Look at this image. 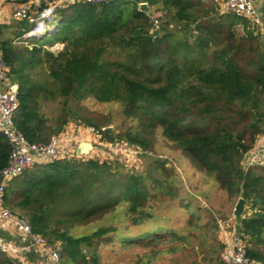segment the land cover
I'll use <instances>...</instances> for the list:
<instances>
[{
	"label": "trees",
	"instance_id": "1",
	"mask_svg": "<svg viewBox=\"0 0 264 264\" xmlns=\"http://www.w3.org/2000/svg\"><path fill=\"white\" fill-rule=\"evenodd\" d=\"M160 1L168 16L161 18L153 36L151 14L139 3ZM194 7L193 0L74 2L57 8L58 24L51 34L63 43L61 50L43 48L46 43L36 37L29 39L31 49L0 39L9 79L18 85V130L29 141L46 142L69 118H78L69 101L88 96L121 101L124 113L138 119V127L119 139L149 151L160 128L197 168L211 172L220 187L245 201L263 202L264 166L243 170L241 159L264 136V48L247 19L222 13L217 20L202 22ZM170 23L180 25L182 35L169 29ZM238 25L248 29L245 35L235 33ZM109 49L118 51L119 58L105 59ZM43 61L48 79L40 81L31 73ZM57 97L63 99L62 109L51 124L40 112V100ZM84 121L97 126L91 118ZM108 139L114 140L111 135ZM10 149L0 134V169ZM153 183L161 186L158 180ZM149 195L143 178L122 175L107 161L62 158L13 179L5 202L27 218L32 231L50 243L59 241L60 257L85 264L81 245L91 247L110 228L72 235V224L98 219L122 200L136 212ZM240 225L242 234L262 241L264 216L242 218ZM247 254L264 264L261 251L247 247ZM90 259L96 262V255ZM0 264L22 263L0 251Z\"/></svg>",
	"mask_w": 264,
	"mask_h": 264
},
{
	"label": "rangeland",
	"instance_id": "2",
	"mask_svg": "<svg viewBox=\"0 0 264 264\" xmlns=\"http://www.w3.org/2000/svg\"><path fill=\"white\" fill-rule=\"evenodd\" d=\"M193 1L195 12L201 13L198 21L217 20L222 15L211 0ZM150 10L160 21L168 16L162 1L150 6ZM12 20L0 39H10L20 45V40H16L10 30L24 25L27 31L30 25ZM168 28L179 30L178 34L182 35L180 25L170 23ZM247 30L242 25L234 28L239 36L245 35ZM51 33L40 38V42L50 44L58 40ZM260 41L264 48V42ZM116 58H119L118 51L107 50L105 59ZM47 73L48 64L43 61L31 74L34 79L45 81ZM62 102L60 97L40 100V112L51 124L60 113ZM69 105L78 118H69L66 124H84V118H91L97 126L111 125V136L118 142L125 132L138 127V119L124 113L121 101L100 102L88 96L77 103L69 101ZM138 152L117 149L116 154L111 153L110 163L111 168L122 175L144 179L150 194L145 205L132 212L130 203L122 200L102 217L74 223L69 229L72 235H88L101 227L110 228L102 237L94 239L91 247L81 245L88 258L85 264H218L222 249L220 222L234 223L237 235L243 237L246 246L264 253V231L262 241L256 242L242 234L241 223H236L233 211L242 196L227 192L211 172L197 168L179 146L162 135L160 128L154 133L152 149ZM153 180L160 181L161 186ZM243 209L242 218L264 216V201H245ZM51 244L62 248L59 241ZM94 254L96 262L90 259ZM58 264L81 263L69 262L61 256Z\"/></svg>",
	"mask_w": 264,
	"mask_h": 264
},
{
	"label": "built area",
	"instance_id": "3",
	"mask_svg": "<svg viewBox=\"0 0 264 264\" xmlns=\"http://www.w3.org/2000/svg\"><path fill=\"white\" fill-rule=\"evenodd\" d=\"M107 1L109 0H21L12 9L11 18L30 25V29L23 32L19 42L31 49L33 43L30 42V38H41L56 29L57 8L74 2L104 3ZM213 2L221 13H231L247 19L253 33L257 36L260 35V31L264 30L262 27L263 14L258 11L256 0H213ZM151 17L150 33L155 36L160 30L161 23L158 16L151 15ZM42 47L56 52L62 49L63 43L44 44ZM8 72L9 68L0 51V85L10 80ZM10 82V85L0 87V134L6 138L11 148L6 164L0 169V221L12 232L17 233L19 240L12 243L0 235V251L22 264H34L28 262L24 257V251L27 248L25 242L28 238L29 244L39 249L50 264H58L60 260L59 248L54 247L42 234L32 231L27 218L6 204L5 193L10 182L36 165L57 159L87 160L96 158L101 162L110 163L111 153L116 154L117 149L122 151L136 149L139 152L143 150L125 140L120 142L115 139L109 140L111 125L96 126L70 122L61 131L53 133L46 142L29 141L18 130L15 123L18 89L13 90L11 86L17 83L11 80ZM82 141L90 143L92 148L88 153L78 154L76 149L79 142ZM253 166H264V136L259 137L255 145L244 152L241 159L243 170H248ZM219 227L222 249L218 264H256L247 254V246L242 240L243 237L237 235L236 225L220 222Z\"/></svg>",
	"mask_w": 264,
	"mask_h": 264
},
{
	"label": "crops",
	"instance_id": "4",
	"mask_svg": "<svg viewBox=\"0 0 264 264\" xmlns=\"http://www.w3.org/2000/svg\"><path fill=\"white\" fill-rule=\"evenodd\" d=\"M21 0H0V25L2 28V35L4 30L8 27V24L13 20L11 18V12L14 6L19 3ZM258 5V11L263 14L264 19V0H256ZM261 15V14H260ZM262 27L264 29V20L262 22ZM251 28V27H250ZM11 29V28H10ZM252 29V28H251ZM258 31V29L256 28ZM25 31L24 25L13 27V30H10V33L16 36V40H19V35L21 36ZM260 39L264 42V30L260 31ZM2 37V36H0ZM56 43V42H54ZM0 235L4 236L6 239L10 240L12 243H16L19 240V235L15 232H12L9 228L3 225L0 221ZM25 246L27 247L24 251V257L28 262L36 264H50L47 257L42 254V252L31 246L29 244L28 238L26 239ZM45 258V260H44Z\"/></svg>",
	"mask_w": 264,
	"mask_h": 264
},
{
	"label": "water",
	"instance_id": "5",
	"mask_svg": "<svg viewBox=\"0 0 264 264\" xmlns=\"http://www.w3.org/2000/svg\"><path fill=\"white\" fill-rule=\"evenodd\" d=\"M139 8L143 11H145L147 14H150L151 13V10H150V6L148 5L147 2H140L139 3ZM10 80L9 81H6L4 84H1L0 87H2L3 85H10ZM13 90H17L18 89V85L17 84H14L11 86ZM92 148V145L88 142H85V141H82V142H79L78 146H77V149H76V152L78 154H82V153H88ZM244 203H245V199L243 197H240L238 199V202L234 208V211H233V214L235 216V220H236V223L237 224H240L241 223V220H242V213H243V207H244Z\"/></svg>",
	"mask_w": 264,
	"mask_h": 264
}]
</instances>
